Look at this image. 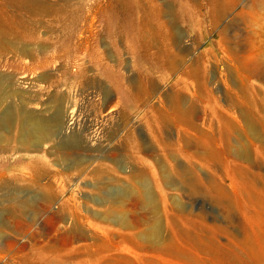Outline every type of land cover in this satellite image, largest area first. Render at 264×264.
<instances>
[{
  "label": "rangeland",
  "instance_id": "374dc122",
  "mask_svg": "<svg viewBox=\"0 0 264 264\" xmlns=\"http://www.w3.org/2000/svg\"><path fill=\"white\" fill-rule=\"evenodd\" d=\"M41 1L48 5L47 11L5 7L6 39L10 45L7 44V52L0 55V79L2 90L14 92L0 103V116L8 107L14 116L27 111L49 118L55 115V108L47 101L52 96H59L63 99L61 109L71 117L72 124L69 125L70 129H53L54 141L61 145L60 149H51V142L32 143L26 148H19L12 140L16 135L15 128L10 133L0 129L4 136L11 135L10 146L3 149L0 144V171L4 172L0 185L2 181H10L9 191H15L18 197L31 196L35 199L38 195L36 185L28 178V182L14 178L20 176L23 165L45 161L50 165V174L43 175L37 185L48 186L47 191L52 196V204L40 213L36 225L27 235L0 234V264H24L20 261L23 257L32 259L46 242L44 238L33 242L29 239L30 234L37 232L45 217L62 208V205L67 207L66 212H77L86 217L83 226L89 233L97 235L96 240L107 245L102 258L115 259L117 264L128 259L136 264H218L216 258L230 251L232 256L235 255L233 257L250 264L249 250L253 246L264 256V81L258 77L246 80L248 101L246 107L242 106L243 109L252 107L253 111L250 112L258 120L253 134H249L240 122V108H228L230 98L241 95L236 91L239 81L233 73L234 68L240 66L239 63L252 64L258 52L264 51V48L259 49L261 45L264 46V11L260 7L248 11L255 22L244 26L234 20L244 6L250 5V0H226L231 10L213 25L212 8L207 0H142L140 3L136 0H81L67 4L58 0ZM148 9L150 13L146 12ZM153 10L160 14H153ZM225 27V34L231 40L248 37V44L241 52L238 47L230 46L239 52L236 57H232L220 44V34ZM141 29L149 32L159 29L169 36L182 33L181 40L189 54L178 65V71L164 76L155 64L153 49L146 57L132 49L136 34L147 35ZM206 52L210 53L205 55L204 65L208 92L202 93L197 122L204 132L216 135L218 122L213 109L218 104L229 109V117L236 129L227 136V150L221 141L215 144L216 149L226 153L222 163L225 168L221 169L223 173L216 172L212 176L211 170L189 164L181 158L178 161L180 165L198 170L197 175L203 182L213 179L227 194L224 203L228 205H219L207 196L177 192L148 173L146 185L157 206L155 218L162 236L171 239L170 220L164 211V201L167 204L175 201L185 212L172 211V215L190 218L194 223L192 227L202 229L203 244L207 246L189 247L178 243L176 252L179 255L154 252L149 243L131 237L132 233L142 234L145 225L124 229L115 224L113 214L107 215L112 206L110 202L107 203L106 196H114L125 186L139 188L136 183L126 180L129 172L138 168L135 161L154 170L172 168V163L162 160L163 153L150 133L146 121V114H151L148 107L158 109L164 93L175 90V80L180 72L191 60ZM150 84L154 85V92L149 90ZM248 85L252 87V92L247 90ZM139 86L148 90V94L140 95ZM106 91L110 94L109 102L105 99ZM184 99L187 104L190 103L191 95L185 93ZM41 104H47L44 107L48 108L47 111L42 113L44 108ZM14 120L16 126L18 122L16 118ZM260 123L263 127H260ZM126 130H130L132 138L141 145L139 151H133L127 145ZM164 132L172 140L176 139L175 127L169 125ZM235 150L244 151V158L229 156ZM56 153H67L66 159L56 161ZM156 159L162 165L155 166ZM75 160H82L84 164L76 167ZM98 165L108 170L106 176L118 177V185L108 183L100 194L94 192L97 183L89 174ZM200 188L208 192L206 184H201ZM250 192L254 198L248 197ZM2 198L5 200V197ZM3 199H0V221L5 210ZM113 208L116 210L120 207L115 205ZM124 209L126 220L134 215L139 219L142 217L141 211ZM65 225L68 226L69 222H65ZM64 228V223L56 226L58 231ZM210 234H215V238L209 237ZM7 237L16 246L4 253L1 242ZM167 244L166 241L161 242L158 249L167 247ZM21 245L24 248L18 252ZM79 245L74 243L72 247ZM92 247L82 256L71 255L65 264L79 261L92 263L90 261L93 259L89 256L96 255L99 250L96 244H92ZM56 260L53 264H57Z\"/></svg>",
  "mask_w": 264,
  "mask_h": 264
},
{
  "label": "bare ground",
  "instance_id": "6f19581e",
  "mask_svg": "<svg viewBox=\"0 0 264 264\" xmlns=\"http://www.w3.org/2000/svg\"><path fill=\"white\" fill-rule=\"evenodd\" d=\"M58 1H63V4H67L70 2L78 3L81 0ZM136 1L140 3L142 0ZM149 1L152 2L153 0ZM236 1L237 0H233V2ZM207 2L212 8L211 18L213 25H215V23L221 18L228 15L229 11L231 10L230 4H228L226 0H207ZM249 2L250 5L244 6L243 9L236 14L234 20L235 22H238L244 26H249L251 24L253 25V22H255L254 18L251 19L249 17L248 11H254L255 7H260V10L264 11V0H250ZM116 4L118 5V3ZM5 7L17 9L28 8L29 10L34 9L35 11L48 10V5L41 0H0V55L7 52L8 45H10L9 41L6 39L7 23L4 21L3 16V14H5ZM146 12L150 13V9H148ZM152 13L160 14V12L154 10ZM117 26L118 21L115 22V27L117 28ZM226 29L227 28L225 27L224 31L220 34V44H223L225 47L224 50L230 53L232 57H236L237 53L239 52H235L234 49L230 48V46L238 47L241 52L242 49H244L248 44V37L245 36L238 40H231L225 34ZM141 30L142 32L147 33V35L145 36L136 34V37L133 39L134 41L131 45L132 49L144 54L145 57L149 53V50L153 49L154 52L152 55L154 57L153 59L155 64L161 69L164 76H168L173 72L178 71V65L183 60V58L189 54V50L185 48L181 40V32L178 30L180 33H175V35L169 36L165 33H162V31L159 29L152 32L145 30L143 31V29ZM263 48L264 46L261 45L259 49ZM209 54L210 53L206 52L202 56L199 55L186 65V67L180 72L181 74L178 79L175 80V90L169 93H164L160 107L158 109L148 107L149 110H151V114L150 116L149 114H146V121L148 123L150 133L152 134L159 150L163 153L162 160L170 164L172 163V168L170 170L160 169L161 171L159 169H155V171L154 169L141 164V162L135 161L138 168L132 169L126 177V180L136 183L139 187L138 189L141 191L135 189L134 187L132 188L125 186L121 192L117 194L115 193L114 196H106L107 203L110 202V205L112 206L108 209L107 215L113 214V221L115 224L121 226V228L124 229H135L141 225H145L146 229L142 234L132 233L131 237L132 239L139 238L144 242L149 243L153 246L154 252H164L170 255H179L178 251L176 252L178 243L189 247H203L205 241L204 239L202 240L203 236L200 233L202 229L192 227L194 223L190 218H176L174 215H172V211H175L176 213L185 212L181 205L175 201L170 202V204H167V201H164V211L167 213L166 215L170 220L168 226L171 231V239L164 238L162 236L160 226L155 218L157 206L154 197H152L151 192L146 185L148 173L159 178L162 180V182H165L164 185L177 192H185L192 196H207L219 205H228V203H224V201L227 199V194L220 187H218L215 181H212L213 179H206V181L203 182L197 175L198 170L196 171L195 168H192L191 166L180 165L178 160L181 158L182 160L188 161L187 163L189 164L193 163L199 165L201 168L211 170L212 176H214L216 172L221 174L224 172V170L221 172V169L225 168L223 167L222 163L226 153L224 150L222 151L216 149L215 144L221 141L227 150L229 147L227 136L236 129L233 120H231L229 117L230 114L228 108H240L238 110V112L240 111L239 120L241 123H243L246 130L249 131V134H253L256 130V125H258V120L250 112L253 111L252 107L243 109L242 105H245L246 107V101H248L247 94H245L247 87L246 80L251 77H258L264 81L263 50L262 52L261 50L258 52L257 58L252 64L247 65L239 63L240 66L237 65L238 67L234 68L233 73L236 76V79L239 81L238 85H236V91H238V93L241 95H235V98H230L228 108H222L218 104L214 106L213 112L218 122V129L215 131L216 135L204 132V128L198 124V104L202 98V95L205 92H208V80L206 78L204 65L206 60L205 55ZM2 85V79H0V103L3 102L6 97H10V95L14 92L11 90L5 92L2 90ZM150 85L151 86L149 90L154 92V85ZM129 86L131 87V85ZM137 88L140 95L148 94V90L145 91L140 86ZM247 90L250 92L253 91L252 87L249 85ZM185 93H189L191 95V102L188 104L184 99ZM109 95L110 94H108L106 91L105 99L107 102H109L110 99ZM47 102L53 105L55 108L54 116L44 118L40 114L27 111H23L20 113V115L14 116L11 109L7 107L0 116V129H5L8 133H10L12 129L15 128L16 135L12 137V140L16 141V146L19 148H26L32 143L41 144L43 142H51V149H60L61 145L54 141L53 129H70L69 125L72 124V119L67 115L66 111H62L61 106L63 99L61 97L52 96ZM46 105L47 104H41V107L44 108ZM47 109L48 108H44L42 113L47 111ZM205 112L206 110H204V113ZM15 118L18 122L16 126V121L14 120ZM169 125L177 129L175 140H172L170 136L164 132V129ZM260 127H263V125L261 124ZM125 133L127 145H129L133 151H139L141 145L132 138V132L130 130H126ZM10 136L11 135L4 136L0 131V144H2L3 149L7 148V146H10ZM244 154L245 152L242 150H235L233 155L229 154V156H233L237 159H243ZM66 156L67 153H56V161L57 159L64 161ZM74 164V166L79 167L84 164V161L75 160ZM159 164H161L160 160L156 159L155 166H158ZM116 165L118 166V162ZM77 169L78 168H76V170ZM22 170L23 171L20 172L21 174H19L20 176H16L14 179L28 182L26 181V178H28L33 185H36L35 191L38 195H36L35 199L31 196L18 197L15 191L8 190L9 185H11L10 181L1 182L0 193H2V196L5 197V200L2 198V196L0 199L4 200L3 202L5 204V210L2 217L3 219L1 218L2 220L0 221V234H11L18 237H24L27 235L29 230L36 225L40 213H43L44 210L52 204V196L49 195L50 192L47 191L48 186L40 187L37 185L38 181L43 175L50 174V165L45 161L40 163H28L22 166ZM89 174L97 183V185L94 186L95 193L100 194V192H104L108 183L118 185V177L113 178L112 176H106L109 174V172L101 165L91 169ZM3 175L4 172L0 171V178H2L1 176ZM201 184H206L208 192L202 191L200 188ZM248 197L254 198V195H252L250 192L248 193ZM115 205H118L120 208L115 210L113 208ZM61 207L62 208L45 217V219L37 228V232L31 233L29 236V239L33 242L39 241V238H41V240L44 238V242H46V244L36 251L35 256L32 259L23 257L20 259V261L24 264H45V262H51L50 264H53L55 263V258H57V264H65L68 262L67 260L71 258V255L85 254L87 249L92 247V244H96L99 250L96 252V255L89 256L93 259L90 262L93 264H117L115 259L107 260L102 258L101 255L105 252L107 245L104 242L96 240L95 237L97 235L93 232L89 233L88 229L83 226V224L86 222V217L80 215L77 212H66L65 210L67 207L65 205H62ZM124 207L128 210L143 212L142 217L139 219L138 216L134 215L131 217V219L126 220L124 216ZM26 219L27 222L25 221ZM67 221L69 222L68 226L65 225V222ZM59 223H64L65 228L63 231H58L56 229V226ZM191 231L194 233H190ZM220 231L221 230H219V232ZM210 235L211 236L209 237L211 238H215L216 236L215 234ZM163 241L168 242L167 247L158 249V244ZM74 243H80V245L77 247H72ZM1 244L2 252L4 253L11 251V249L16 246V243L8 237L4 238ZM253 247L251 250L246 249L247 251H250V264H262L264 262V256H262L263 254H261L257 249H253ZM23 248V245L19 246L17 249L18 252H20L21 249L23 250ZM231 253L232 252L230 251V253H227V255H219L216 258V263L247 264L241 258L233 257L235 255L232 256ZM91 254H93V251ZM0 257L2 258V256ZM76 264H84V262L79 261ZM122 264L136 263L128 259L123 261Z\"/></svg>",
  "mask_w": 264,
  "mask_h": 264
}]
</instances>
